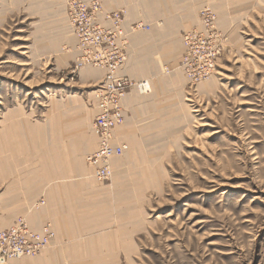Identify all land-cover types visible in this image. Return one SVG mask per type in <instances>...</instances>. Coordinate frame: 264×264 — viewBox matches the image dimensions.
I'll use <instances>...</instances> for the list:
<instances>
[{
	"label": "rangeland",
	"instance_id": "1",
	"mask_svg": "<svg viewBox=\"0 0 264 264\" xmlns=\"http://www.w3.org/2000/svg\"><path fill=\"white\" fill-rule=\"evenodd\" d=\"M171 1L178 12L194 4ZM195 7H200L199 24V14L214 9L226 45L216 74L188 84L185 99L194 118L184 127L180 146L165 158L164 187L145 197V227L136 251L122 254V264H264V0H198ZM67 18L65 0H0V132L17 110L32 126L59 113L68 122L64 132L79 135L87 164L98 146L92 120L103 78L92 73L100 68L75 63L77 39ZM201 84L213 87L202 92ZM45 132L53 134L52 128ZM90 136L96 138L93 146ZM36 155L44 176L38 149ZM17 159L12 157L14 165ZM151 159L163 164L164 157L138 158L135 164ZM18 167L30 168V162ZM16 175L0 181V229L18 217L26 220L29 204L45 203L27 200L28 185ZM58 178L46 183H60ZM41 184L46 185L43 179L37 187ZM129 195L121 191L117 197Z\"/></svg>",
	"mask_w": 264,
	"mask_h": 264
},
{
	"label": "crops",
	"instance_id": "2",
	"mask_svg": "<svg viewBox=\"0 0 264 264\" xmlns=\"http://www.w3.org/2000/svg\"><path fill=\"white\" fill-rule=\"evenodd\" d=\"M157 1H161V6H157ZM172 3L171 0H104L106 10L123 8L129 24L144 21L151 29L130 35L128 57L120 72L136 81L148 80L151 93L140 94L134 89L123 99L125 121L115 130L116 140L129 144L130 149L112 161L115 172L112 183L99 184L102 187L96 184L93 172L84 163L85 152L79 149V135L64 132L68 122L59 113L60 116L54 113L49 123L38 124L42 132L37 136L6 134L5 155L0 154L4 160L0 161L10 168L7 176L17 174L16 179L28 185L25 193L22 191L29 195L27 200L45 199V203L39 202L34 208L30 204L25 207L29 223L39 230L52 222L56 232L51 247L43 254L22 257L11 264H74L77 259H83L80 264H122V254L136 251V238L145 227L141 216L145 197L151 189L164 187L165 158L173 155L172 147L180 146L184 127L194 118L185 99L188 81L178 61L184 52L182 32L198 24L200 7H195L198 0H194L187 10L178 12ZM166 66L171 69L169 72L165 71ZM96 74L103 78L101 68ZM205 85H200V91L213 87ZM49 128L53 134L46 135ZM92 131L96 134L93 127ZM65 135L72 139H64ZM31 146L38 149L46 167L44 176L39 168L34 183L29 168L18 167L27 155L23 149L33 150ZM12 157H18L20 162L14 165ZM145 157H164L163 164L159 159L135 164L138 158ZM58 175L60 183L54 182L52 186L46 183L55 181ZM41 179L46 185L37 187ZM42 191L45 196L37 198ZM121 191H129L128 200L117 197Z\"/></svg>",
	"mask_w": 264,
	"mask_h": 264
},
{
	"label": "built area",
	"instance_id": "3",
	"mask_svg": "<svg viewBox=\"0 0 264 264\" xmlns=\"http://www.w3.org/2000/svg\"><path fill=\"white\" fill-rule=\"evenodd\" d=\"M65 2L72 32L77 39L75 63L81 68L91 65L103 70V79L94 98L98 112L93 123L99 135V146L87 155V161L96 178L104 183L112 178V161L126 153L127 144L115 142V130L125 118L121 100L138 84L135 79L120 73L128 57L130 37L125 27L126 11L105 10L104 0ZM199 18L201 27L182 34L184 52L180 67L191 86L216 74L219 57L226 45L214 9L203 11ZM141 29H150V26L141 22L130 25L131 31ZM55 237L49 223L35 230L24 217H18L10 226L0 229V264H7L16 258L37 256Z\"/></svg>",
	"mask_w": 264,
	"mask_h": 264
},
{
	"label": "bare ground",
	"instance_id": "4",
	"mask_svg": "<svg viewBox=\"0 0 264 264\" xmlns=\"http://www.w3.org/2000/svg\"><path fill=\"white\" fill-rule=\"evenodd\" d=\"M153 1V0H152ZM160 3H161V1H157V6H161L160 5ZM40 4H43V3H40ZM65 6H66V2H65ZM162 8V7H161ZM105 10H106V8H105ZM125 10V9H124ZM126 11V10H125ZM165 11V10H164ZM66 12H67V9H66ZM128 12H129V10H128ZM127 13V12H126ZM67 15H68V13H67ZM129 16V15H128ZM126 17H127V15H126ZM67 19H69V16H68V18ZM127 19V18H126ZM126 22V29L129 31V35H132V34H134V33H136L137 32V30L136 31H131L130 30V25H131V23L129 24V20L128 21H125ZM141 22V21H140ZM142 23V22H141ZM199 24V23H198ZM70 25H71V22H70V19L68 20V27H70ZM150 25V24H149ZM129 26V27H128ZM198 26V25H197ZM199 26L201 27V24H199ZM71 30H72V27H71ZM151 30V29H150ZM146 31H148V30H146ZM139 33V32H138ZM77 51V50H76ZM77 58V57H76ZM178 65H179V67H180V60L178 61ZM85 66H91V65H84L83 67H85ZM181 68V67H180ZM88 70V69H87ZM181 70H182V68H181ZM98 71H93L92 73H97ZM88 73H90V72H86V74L88 75ZM93 75H97V74H93ZM138 84H137V87L136 88H134L137 92H139L140 94H149V93H151V85H150V82L148 81V80H143V81H136ZM140 82H143L142 83V86L140 85ZM133 89V90H134ZM128 93H126L124 96H123V98H122V100H121V103H122V105H123V99L125 98V96L127 95ZM96 110H98V107L96 106ZM10 113V112H9ZM8 113V114H9ZM10 115V114H9ZM59 115V114H58ZM125 115V114H124ZM11 119L9 120V121H7V123H6V125L2 128V131L0 132V143H1V146H2V149L0 150V154H2V155H5V142H4V138H5V136H6V134L8 135V134H10V132H12V133H14L15 135H19V136H25V137H29V136H37V135H39V133L40 132H42V128L41 127H39L38 126V124H36V125H34V126H32V125H30L29 123H28V121L27 120H25L24 119V117L22 116V114H21V112L20 111H14L13 113H12V117H10ZM53 118V117H52ZM51 118V119H52ZM8 119V118H7ZM124 121H125V118H124V120L122 121V123H120L116 128H117V130H119V127L122 125L123 126V123H124ZM53 122V121H52ZM74 123V122H73ZM72 123V124H73ZM54 124V123H53ZM62 124V123H61ZM14 125V126H13ZM65 125V124H64ZM60 127V126H59ZM61 129V128H60ZM93 129H94V126H93ZM63 130V129H62ZM66 130V129H65ZM72 130V129H71ZM67 131V130H66ZM94 131H95V129H94ZM73 132V131H72ZM96 132V131H95ZM119 132V131H118ZM11 133V134H12ZM69 134V133H68ZM96 134H97V132H96ZM97 136H98V146H99V135L97 134ZM12 139H13V136H12ZM89 139L92 141V142H94V140L96 139L95 137H89ZM117 139V138H116ZM115 139V142L116 143H120L119 141H117ZM88 143V140H87V136H85V144H87ZM123 143V142H122ZM3 144V145H2ZM96 143H90V145L89 146H93V145H95ZM126 144V143H125ZM88 146V147H89ZM98 146H97V148H98ZM31 147H33V150H28L27 149V147H26V149L24 148L23 149V151L25 150V153L27 154L24 158H23V161H25V160H27V161H29L30 162V168L29 169H27V170H29V174L31 175V180L33 181V183L34 182H36L37 180H38V177H37V175H35L36 174V169H38L39 170V168L37 167V165L39 164V158L37 157V155H36V151H37V148L35 147V146H31ZM29 148V147H28ZM96 148V149H97ZM36 149V150H35ZM95 149V150H96ZM129 146H128V144H127V149H126V152H128L129 151ZM94 150V151H95ZM85 158H86V156H85ZM41 159H42V156H41V158H40V161H41ZM0 160H4V158H2V157H0ZM22 161V162H23ZM87 164H88V166H89V168L92 170V172H93V175H94V170H93V168L89 165V163H88V161L86 162ZM29 164V163H28ZM86 165V164H85ZM84 165V166H85ZM2 166V167H1ZM44 166V165H43ZM73 166H75L74 164H73ZM0 167H1V171H0V181L1 180H3V179H5V178H7L8 176L7 175H9L8 174V172H10V168H8V167H6V162H4V161H0ZM86 167V166H85ZM45 169H46V167H44ZM112 170H113V175H112V179L114 180V178H115V172H114V169L112 168ZM44 172V171H43ZM44 175H46L45 173H44ZM28 176V175H27ZM55 176V175H54ZM23 177V176H22ZM25 178V177H24ZM94 179H95V182H98L99 184H103V182H101V181H99L97 178H96V176L94 175V177H93ZM46 179V178H45ZM22 180V179H21ZM42 180V179H41ZM50 180V179H49ZM32 183V184H33ZM38 185V184H37ZM30 186V185H29ZM32 186V185H31ZM29 189H30V187H29ZM32 191V190H31ZM34 200V199H33ZM38 208V207H37ZM25 215H27L26 213H25ZM26 220L28 221V223H29V220H28V217H26ZM52 223V222H51ZM30 224V223H29ZM31 225V224H30ZM31 227H32V225H31ZM43 227V226H42ZM41 227V228H42ZM51 227L53 228V224H51ZM50 227V229H52ZM33 228V227H32ZM40 228V229H41ZM56 233V232H55ZM53 241H54V239H53ZM52 241V242H53ZM52 242H51V244H52ZM50 244V245H51ZM49 245V246H50ZM48 246V247H49ZM48 247H46V248H48ZM45 248V249H46ZM44 249V251L42 252V254L46 251ZM48 250V249H47ZM39 255H41V254H39ZM38 255V256H39ZM22 258V257H21ZM83 262V259H81V260H75L74 261V264H80V263H82Z\"/></svg>",
	"mask_w": 264,
	"mask_h": 264
}]
</instances>
